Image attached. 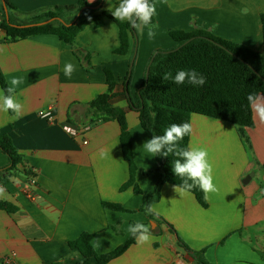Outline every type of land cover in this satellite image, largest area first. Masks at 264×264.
I'll return each mask as SVG.
<instances>
[{"label": "crops", "instance_id": "crops-1", "mask_svg": "<svg viewBox=\"0 0 264 264\" xmlns=\"http://www.w3.org/2000/svg\"><path fill=\"white\" fill-rule=\"evenodd\" d=\"M78 1L11 0L19 10L14 12L18 17L20 12ZM99 1L88 2L91 9ZM118 4L119 0H103L102 9L108 11ZM155 8V37L148 38L147 26L143 32L136 29L137 44L132 36L125 55L115 53L119 27L114 21L106 19L102 26L88 24L77 35L76 45L91 54V68L53 34L0 42V68L6 81L23 79L12 93L23 112L15 117L11 111H0V134L12 138L37 180L31 185L20 171L5 179L0 176V186L5 189L0 201L18 207L14 213L0 209V264L72 262L69 242L83 232L93 233L95 249L105 253L125 242L131 236L128 226L137 221L156 230L150 231L151 242L134 243L107 264H198L179 245L178 232L194 249L206 248L205 256L214 264H264V124L254 120V126L242 132L228 121L191 115L190 144L207 150L218 191L207 195L208 206L204 207L194 193L180 196L174 184L165 183L161 199L152 204L176 233L163 219H150L139 209L146 194L155 193L160 174L156 157L141 155L142 144L152 136L124 94L132 75L130 92L136 100L152 53L176 46L170 35L174 30L204 29L262 50L264 0H156ZM244 8L249 9L247 14L242 13ZM94 13L86 11L83 16ZM2 20L3 8L0 23ZM0 36L5 37L6 32L0 30ZM67 63L75 67L71 77L64 73ZM105 67L117 78L118 94L111 101L126 111L136 183L143 193L133 186L121 189L130 177V166L122 150L118 121L92 120L89 103L108 88ZM0 94L5 95L1 84ZM49 106L53 108L51 119L38 114ZM101 150L106 157L101 158ZM8 164L0 149V169ZM104 201L121 203L134 212L106 208Z\"/></svg>", "mask_w": 264, "mask_h": 264}, {"label": "trees", "instance_id": "trees-1", "mask_svg": "<svg viewBox=\"0 0 264 264\" xmlns=\"http://www.w3.org/2000/svg\"><path fill=\"white\" fill-rule=\"evenodd\" d=\"M101 2L102 0L98 3ZM149 3L155 5L156 0H149ZM102 6L101 4L99 8L91 9L87 0H80L75 4L54 5L39 11L20 12V17H18L14 12L19 10L11 0H3V20L0 23V30H4L6 36L3 38L0 36V42H14L38 35L53 34L71 46L82 64L91 68V54L75 46L77 35L88 24L102 26L106 19H110L118 25L119 46L115 50L118 55H125L129 52L132 36L135 38V44L138 41L137 30L131 24L127 21L116 20L110 12L102 9ZM86 11L95 13L84 17ZM80 12V16L70 25ZM51 18L54 20L50 23L38 24ZM155 22L154 14L152 24ZM262 24V50H255L244 44L217 37L204 29H195L191 32L185 30L170 32L177 44L173 48L157 49L152 53L150 61L152 58L153 60L148 63V65L150 64L148 78L146 77L147 67L143 81L137 89L136 100L130 92L132 75L129 86L124 90L131 107L139 112L142 126L150 132L151 136L162 135L164 130L173 123H191L193 113L228 121L238 126L242 132L245 127L254 126L253 112L249 107L247 96L250 93H264V16ZM191 69H195L205 77L204 85L196 86L187 81L183 84H176L172 80L164 81L162 79L165 73H171L174 76L179 70ZM133 71L134 66H132V74ZM105 73L107 91L99 94L89 103L93 112L92 120L118 121L121 127L122 150L130 166V177L121 189L133 186L136 192L143 193L136 183L137 166L134 161L126 111L111 101L118 94L115 90L118 84L117 78L109 67H105ZM0 84L7 95L6 90L10 85L1 68ZM189 144L190 135H186L183 140L179 141V146L182 148H187ZM0 149L9 159V164L0 169V176H3V179L19 171L29 178L36 177L29 162L18 151L8 134H0ZM177 158L174 154H169L167 157L156 156L160 178L155 193L146 194L145 202L139 208L140 210L146 212L148 204L161 199L162 187L165 183L174 185L182 183L181 178L175 176L172 170V163ZM190 192L194 193L202 206H208L205 193L202 190L194 187ZM103 204L109 209L134 212L133 209L126 208L118 202L104 201ZM0 209L14 213L18 207L11 202L0 201ZM148 216L155 221L162 219L159 215L148 214ZM164 221L166 220L164 219ZM167 223L171 230L177 233L174 226ZM150 231L156 232L155 229H150ZM93 237V233L83 232L77 239L69 242L71 256L74 257L72 262L66 263L64 260H58L47 264H107L136 243L135 239L130 236L113 250L99 253L92 243ZM178 242L195 258L198 264H214L206 258L205 248L194 250L179 235Z\"/></svg>", "mask_w": 264, "mask_h": 264}, {"label": "clouds", "instance_id": "clouds-1", "mask_svg": "<svg viewBox=\"0 0 264 264\" xmlns=\"http://www.w3.org/2000/svg\"><path fill=\"white\" fill-rule=\"evenodd\" d=\"M92 3L93 0H88ZM112 16L121 22L127 21L133 28L143 32L145 26L148 27V38L151 40L155 37V29L158 27L152 24V17L156 12L154 4L149 0H119L118 6L108 8ZM248 8L242 9L243 14H247ZM90 19V18H89ZM75 67L72 63H67L64 67L66 76L71 77ZM164 81L172 80L176 84H183L185 81L192 85L202 86L205 84V77L195 69L179 70L173 76L171 73H165L162 77ZM23 83L21 77H13L7 88V95L0 94V111H11L15 117H19L23 112V105L19 103L12 93L15 87ZM249 107L253 112L254 120L264 124V93H250L247 96ZM192 124L183 122L181 124L173 123L168 126L162 135H152L142 144L144 157H167L174 154L177 159L172 163V170L175 176L181 178L180 185H174V191L183 196L190 192L194 187H198L205 193V198L209 193H215L218 188L213 183V167L208 159L206 149L189 144L187 148L179 146V141L183 140L186 135L192 133ZM107 153L101 150V158L106 157ZM191 181V183H189ZM5 189L0 186V195H3ZM261 195H264V189H261ZM146 214L159 215V211L153 204L146 206ZM128 233L135 239L137 244L143 245L151 242L149 227L142 222L130 224L127 228Z\"/></svg>", "mask_w": 264, "mask_h": 264}, {"label": "built area", "instance_id": "built-area-1", "mask_svg": "<svg viewBox=\"0 0 264 264\" xmlns=\"http://www.w3.org/2000/svg\"><path fill=\"white\" fill-rule=\"evenodd\" d=\"M38 114L42 117H45V118H49L51 119L53 117V108L52 106H49L47 108H43V109H40L38 111ZM96 123L93 122V125H95ZM66 128L68 129V131L74 135H77V132L76 130L71 126V125H67ZM84 143H88L87 140H84ZM30 184L35 186L37 184V180H36V177H32L30 178Z\"/></svg>", "mask_w": 264, "mask_h": 264}, {"label": "water", "instance_id": "water-1", "mask_svg": "<svg viewBox=\"0 0 264 264\" xmlns=\"http://www.w3.org/2000/svg\"><path fill=\"white\" fill-rule=\"evenodd\" d=\"M102 3H103V0H102V2H101L100 4H98V5H96V6H93L92 8H95V9L99 8L100 5H101ZM80 14H81V12L78 13L77 17L75 18V20H74L72 23H70V25L73 24V23L76 21V19L80 16ZM7 16H8V14H7ZM53 20H54V18H51V19H48V20H45V21L39 22L38 24H46V23H50V22H52ZM186 43H187V42H186ZM179 47H181V46H179ZM179 47H178V48H179ZM178 48H176V49H178ZM152 60H153V58L151 59L150 63L152 62ZM149 68H150V64L148 65L147 72H146V77H147V78H148V74H149ZM153 223H154V222H153Z\"/></svg>", "mask_w": 264, "mask_h": 264}, {"label": "rangeland", "instance_id": "rangeland-1", "mask_svg": "<svg viewBox=\"0 0 264 264\" xmlns=\"http://www.w3.org/2000/svg\"><path fill=\"white\" fill-rule=\"evenodd\" d=\"M3 8V0H0V10ZM75 46L77 47L78 45H76L75 44ZM162 217V216H161ZM162 219L164 220L165 218L164 217H162ZM169 222V221H168ZM169 223H171V222H169ZM151 224H152V226H153V222L151 221ZM173 225V224H172ZM176 229V228H175ZM178 235L181 237V239H183L187 244H188V242L182 237V234L181 233H179L178 232ZM189 246H190V244H188ZM192 249H194L192 246H190ZM206 249V248H205ZM194 250H201V249H194Z\"/></svg>", "mask_w": 264, "mask_h": 264}]
</instances>
